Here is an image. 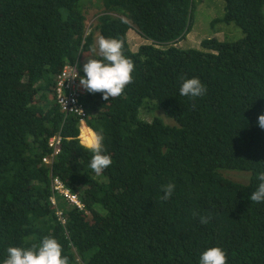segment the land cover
Returning <instances> with one entry per match:
<instances>
[{
    "label": "trees",
    "instance_id": "trees-1",
    "mask_svg": "<svg viewBox=\"0 0 264 264\" xmlns=\"http://www.w3.org/2000/svg\"><path fill=\"white\" fill-rule=\"evenodd\" d=\"M90 1L0 0V260L9 246L53 236L69 264H198L212 246L227 264H264V203L249 198L264 170V0H224V21L244 36L203 39L201 49L174 45L191 28L193 0H101L86 33ZM130 28L151 43L131 49ZM95 32L119 38L134 64L120 96H83L85 124L103 130L112 158L101 175L89 167L78 116L60 110L53 89L65 62L93 55ZM192 77L204 96L179 94L181 78ZM146 99L175 124L140 119ZM56 133L60 151L48 167L42 158ZM55 179L81 209L57 193L51 202ZM169 183L175 190L163 199Z\"/></svg>",
    "mask_w": 264,
    "mask_h": 264
},
{
    "label": "clouds",
    "instance_id": "clouds-1",
    "mask_svg": "<svg viewBox=\"0 0 264 264\" xmlns=\"http://www.w3.org/2000/svg\"><path fill=\"white\" fill-rule=\"evenodd\" d=\"M224 10L225 9L223 8V5H222V12L219 14H214V16H210V23L212 22L222 23V21L224 23H228L224 21V15H223ZM121 21L122 23L128 22L126 17H122ZM86 30H87L86 33L91 31L90 29H86ZM131 30L133 32H131ZM189 31L185 34L184 37L188 35ZM94 37L98 41L93 46L92 56L80 58V61L78 63L77 62H65L63 64V66L68 63L75 64L76 70H77V78H78L77 80L80 82L81 86L85 89V92L81 96V100L83 104H84L83 96L87 94V92L102 93V98L105 101L118 97L123 93L125 87L128 84H130L133 79L132 73L134 71V64L130 58L124 55L123 50H122L123 49L122 41L119 38H113V37L106 38L104 36H100V38L98 39L97 32H95ZM208 38L215 39L220 42H227V41L222 40L218 35L207 36L206 34H203L201 41L203 39H208ZM126 40L130 48L134 50H136L137 47L141 44L151 43L150 40H147L144 37H142L134 28H130L127 31ZM179 40L177 42H179ZM177 42L174 43V45L184 48V49H187V48L201 49L200 43L198 46H190V45L179 46ZM228 43H232V42H228ZM81 62L83 64V67L80 66ZM63 66L61 67V69L63 68ZM61 69L59 70V72L61 71ZM79 69H81L83 72L82 78L79 75ZM56 76L57 75H55L53 89H54L55 101L58 104L56 96H55ZM206 92H207L206 86L201 82V80L198 77L181 78V85L179 88V94L181 96L188 97L189 99H195L197 97L204 96ZM148 102H155V101H147L146 103ZM58 106L65 115L70 114V115L78 116L79 130H80L78 138L80 139V142H81L82 128L83 127L89 128L85 124V120H84L87 114L85 106H84V110H85L84 116H79L74 113H66L65 111L61 109L59 104ZM160 109L162 110V108ZM162 114H164L163 110H162ZM258 125L259 127L264 128V114H261L258 116ZM55 135L60 136V134L56 133L52 135L51 137ZM51 137L48 138V141ZM61 140L62 139L60 136L59 151H60ZM48 141H47V145H48ZM103 141H104L103 130H100V131L92 133L90 138L87 139V141L85 142V144L81 142L93 154L90 160L89 167L97 175L103 174V172L107 168H109V166L112 164V158L109 154L106 153V148L104 146ZM51 152H52V149L50 148V152L44 157L50 156ZM57 154H55L54 157ZM43 158H42V161H43ZM43 163L46 166L51 167L53 160L51 164H47L44 161ZM227 172H233V171H227ZM257 180L259 181V183L257 187L255 188V190L252 191L249 198L251 202L260 204V203H264V170H261L258 173ZM53 184H54V180L52 182V196H51V202L53 204H55V194L57 193L62 198H64L68 203L76 206L77 208L81 209L83 207V204L79 200V197L77 194L71 193L67 188L62 186L63 189H67L70 194H73L76 196L77 200L79 201V205L71 202L62 193L54 189ZM162 190L164 193L163 199H169L175 190V185L172 183H169L166 186H164ZM55 213L58 216V218L60 217L59 218L60 220L62 218L64 221V218H63L64 215L60 209L56 208ZM201 223H207V219L202 217ZM6 251H7V257L4 258L3 260H0V264H69V258L66 255L62 254L63 253L62 245L53 236H45L44 238H42V240L40 241L38 245H33L30 248L9 246L6 249ZM198 264H227V253L223 248L219 246L208 247L203 252L200 253Z\"/></svg>",
    "mask_w": 264,
    "mask_h": 264
},
{
    "label": "rangeland",
    "instance_id": "rangeland-1",
    "mask_svg": "<svg viewBox=\"0 0 264 264\" xmlns=\"http://www.w3.org/2000/svg\"><path fill=\"white\" fill-rule=\"evenodd\" d=\"M87 3L88 5H85L84 7L85 28L91 30L93 29V25L96 22L97 16H95V14L97 12H100L102 8V2L101 0L100 1L91 0L90 2ZM222 5L224 8V0H193V9L191 14V28L188 35L180 39L179 42H177L178 45L198 46L203 34H206V32L209 33L208 35L206 34L207 36L218 35L222 40L227 42H234L241 40L244 34L242 30L234 22L224 23L222 21V23H218V22L210 23V16H214V14L221 13ZM224 11H223V15H224ZM80 66L83 67L82 62L80 63ZM147 101L149 100L146 99L143 103V108L141 107L138 111V116L140 119L144 121H151L153 118H159L164 124L167 125L175 124L172 118H170L165 114H162V110L156 105L155 102L146 103ZM225 174L228 177H231L232 179H236L240 181H246L249 176L248 173H241L236 171L226 172Z\"/></svg>",
    "mask_w": 264,
    "mask_h": 264
},
{
    "label": "built area",
    "instance_id": "built-area-1",
    "mask_svg": "<svg viewBox=\"0 0 264 264\" xmlns=\"http://www.w3.org/2000/svg\"><path fill=\"white\" fill-rule=\"evenodd\" d=\"M77 79V70L75 64H65L56 76L55 96L58 104L63 111H65L66 113H74L79 116H84L85 110L84 104L81 100V96L85 92V89L81 86L80 82ZM59 142V135H55L49 139L48 145L52 149V152L50 156H46L43 158V161L45 163L51 164L54 155L59 152ZM62 186L63 185L59 180H54V189L62 193L71 202L79 205V201L77 200L76 196L70 194L69 191L67 189H63ZM61 221H63L62 218Z\"/></svg>",
    "mask_w": 264,
    "mask_h": 264
},
{
    "label": "crops",
    "instance_id": "crops-1",
    "mask_svg": "<svg viewBox=\"0 0 264 264\" xmlns=\"http://www.w3.org/2000/svg\"><path fill=\"white\" fill-rule=\"evenodd\" d=\"M131 32H133V31L131 30ZM90 130H91V129H90ZM91 132L94 133L92 130H91ZM81 133H82V130H81Z\"/></svg>",
    "mask_w": 264,
    "mask_h": 264
}]
</instances>
